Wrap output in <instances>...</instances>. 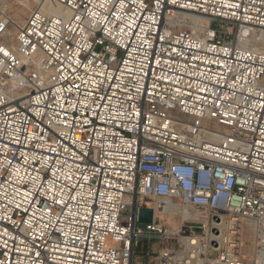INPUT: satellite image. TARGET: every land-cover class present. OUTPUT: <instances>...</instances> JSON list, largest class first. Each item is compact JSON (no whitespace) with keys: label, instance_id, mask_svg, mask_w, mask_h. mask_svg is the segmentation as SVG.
Masks as SVG:
<instances>
[{"label":"built area","instance_id":"2783aa9c","mask_svg":"<svg viewBox=\"0 0 264 264\" xmlns=\"http://www.w3.org/2000/svg\"><path fill=\"white\" fill-rule=\"evenodd\" d=\"M46 1L63 14L33 11L13 44L0 5V264H132L142 243L152 264H247L264 0ZM170 206L192 213L175 232Z\"/></svg>","mask_w":264,"mask_h":264},{"label":"bare ground","instance_id":"6f19581e","mask_svg":"<svg viewBox=\"0 0 264 264\" xmlns=\"http://www.w3.org/2000/svg\"><path fill=\"white\" fill-rule=\"evenodd\" d=\"M9 1L10 2L12 1L11 2L12 3V7H14V10H15V12H14V20L10 21V28L11 29L10 30L7 29V31H6L7 36L11 38V37L15 36L18 27H20V25H19L21 23L20 21H22V19L24 18V15L26 14L25 11H24L26 4H24L23 2H19L17 0H4L3 4H6ZM31 1L34 2L35 4H37L38 8L37 7L36 8L41 10L44 13H51V14H54V15H62L63 12H64V11H62V7H60L58 5H56V6L52 5V7H50V6L45 7V5H46L45 3L46 2L44 3V2H41L40 0H31ZM42 3H44L43 6H42ZM8 11H10V10H8ZM27 17H28V15L26 16V18ZM11 19H12V17H11ZM24 22L25 21H23L21 23V25ZM254 37H256V38H254ZM253 38L256 39L257 42H260V43L264 44V32H260V33H258L256 35L252 36L251 39H253ZM256 49L257 50H262L263 48L262 49L256 48ZM168 208H169V210H168L169 213H167V215L156 213L157 217L166 216L167 217V223L166 224H168V225H170L171 222H174V219H175L174 217H178L179 216V218H180L179 224H181L183 221L188 220L189 218H191L192 213L187 208H184V207L182 208V207H179V206H170ZM176 230L171 231L168 228L169 232H175ZM247 248H248V246L245 247L243 250L247 251ZM254 249H255L254 250L255 252L253 253V256H255L256 262L263 264L264 263V247L257 248V249L255 247ZM242 253H243V251H242ZM247 253H248V251H247ZM251 256L252 255H251V253L249 251L248 255H246V258H250Z\"/></svg>","mask_w":264,"mask_h":264},{"label":"rangeland","instance_id":"374dc122","mask_svg":"<svg viewBox=\"0 0 264 264\" xmlns=\"http://www.w3.org/2000/svg\"><path fill=\"white\" fill-rule=\"evenodd\" d=\"M17 1L23 2L24 4H26L25 5V10H24L26 14L24 15V18L22 19V21H20L21 23L27 19L26 18L27 15L29 16L30 13H32L33 11L39 10V9H37L38 8L37 4H35L31 0H17ZM40 1L41 2H44V3L46 2L45 3L46 4L45 7H48L49 6L46 0H43V1L40 0ZM9 2H7L6 4H3L4 3V0H0V5L4 9V11L6 12L7 16L9 17V19L11 21H13L14 20V12H15V10H14V7H12V3H11L12 1L10 3ZM44 3H42V6H43ZM8 10H10V11H8ZM11 17H12V19H11ZM21 23L20 24L18 23V24L21 26ZM10 29L11 28L9 26L8 30H10ZM2 38L5 41V43H7V44H12V43L15 42V36H13V37L10 38V37L7 36L6 33L4 34V36ZM254 38H256V37H254ZM254 38L252 39V40H255V41H253L254 42L253 46H255L256 48H260V49L263 48L262 50H264V44H262L260 42H257L256 39H254ZM174 218H175L174 219V222H171L170 225H168V224H166L167 223V217L166 216H160V217H158V219L161 222V224L166 225L171 231L176 230L179 227V225H180L179 224V221H180L179 216L178 217H174ZM247 246H248V248H247L248 253L250 251V253L252 255L250 258L246 259V260H249L248 264H262V263H257L256 262V259H255V256H253V253L255 252L254 251L255 250L254 249L255 248V245L248 244ZM151 248H152V250H155L156 249V245H152ZM143 250H144V247H139V248H137L134 251V256H133V259H132V264H140L139 263V260L137 259V256H140L141 255L140 252L143 251ZM247 251H244V255L245 256L248 255Z\"/></svg>","mask_w":264,"mask_h":264},{"label":"water","instance_id":"95a60500","mask_svg":"<svg viewBox=\"0 0 264 264\" xmlns=\"http://www.w3.org/2000/svg\"><path fill=\"white\" fill-rule=\"evenodd\" d=\"M214 26H212L213 28ZM153 218V210L149 208H140L138 210V223L139 224H150Z\"/></svg>","mask_w":264,"mask_h":264},{"label":"crops","instance_id":"0c3cea01","mask_svg":"<svg viewBox=\"0 0 264 264\" xmlns=\"http://www.w3.org/2000/svg\"><path fill=\"white\" fill-rule=\"evenodd\" d=\"M139 247H144V250L141 251V255L140 256H137V259L139 260V263L140 264H152L151 263V259H149L147 256H146V252H147V246L145 243H142ZM138 247V248H139ZM243 253H244V250H243ZM244 257L246 258V256L244 255ZM248 259V258H246ZM247 264L249 262V260H246Z\"/></svg>","mask_w":264,"mask_h":264}]
</instances>
